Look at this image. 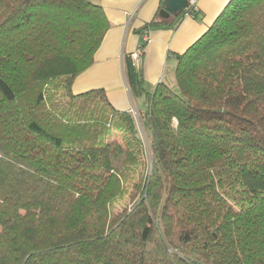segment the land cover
Wrapping results in <instances>:
<instances>
[{
	"label": "trees",
	"instance_id": "obj_1",
	"mask_svg": "<svg viewBox=\"0 0 264 264\" xmlns=\"http://www.w3.org/2000/svg\"><path fill=\"white\" fill-rule=\"evenodd\" d=\"M163 7L135 31L201 14ZM109 27L92 0H0V264H264V0H229L172 84L144 87L148 38L125 53L138 121L72 90Z\"/></svg>",
	"mask_w": 264,
	"mask_h": 264
},
{
	"label": "crops",
	"instance_id": "obj_2",
	"mask_svg": "<svg viewBox=\"0 0 264 264\" xmlns=\"http://www.w3.org/2000/svg\"><path fill=\"white\" fill-rule=\"evenodd\" d=\"M103 6L110 27L96 50L94 62L72 84L75 93L103 88L111 103L121 110L140 109L142 98L133 99L123 67L125 53H135L144 36L135 31L151 20L162 0H92ZM229 0H198L200 18L186 13L176 28H153L144 49V87L172 84L178 53H183L215 21ZM173 18V17H170ZM169 18V19H170ZM137 103V104H136Z\"/></svg>",
	"mask_w": 264,
	"mask_h": 264
},
{
	"label": "water",
	"instance_id": "obj_3",
	"mask_svg": "<svg viewBox=\"0 0 264 264\" xmlns=\"http://www.w3.org/2000/svg\"><path fill=\"white\" fill-rule=\"evenodd\" d=\"M188 0H164V7L160 11V15L168 18L184 11Z\"/></svg>",
	"mask_w": 264,
	"mask_h": 264
},
{
	"label": "built area",
	"instance_id": "obj_4",
	"mask_svg": "<svg viewBox=\"0 0 264 264\" xmlns=\"http://www.w3.org/2000/svg\"><path fill=\"white\" fill-rule=\"evenodd\" d=\"M188 3L193 9V11H199L198 0H188ZM144 38L147 39L148 38L147 35H145ZM141 54H142V49L138 48V50L135 53H133V58L135 60H139Z\"/></svg>",
	"mask_w": 264,
	"mask_h": 264
},
{
	"label": "rangeland",
	"instance_id": "obj_5",
	"mask_svg": "<svg viewBox=\"0 0 264 264\" xmlns=\"http://www.w3.org/2000/svg\"><path fill=\"white\" fill-rule=\"evenodd\" d=\"M137 104V103H136ZM133 110V114L136 118V120L138 121L139 120V116L141 114L140 111H138L137 109H132ZM140 133L142 135V137L144 136V131L142 130V128L140 127ZM129 202V197H127L125 200H123L122 202H120L118 205H117V209H120L121 207H123L125 204H127Z\"/></svg>",
	"mask_w": 264,
	"mask_h": 264
}]
</instances>
